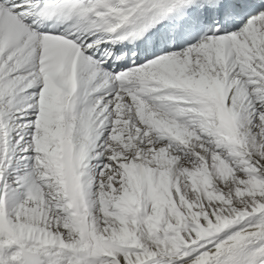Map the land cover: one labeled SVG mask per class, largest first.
Segmentation results:
<instances>
[{
	"label": "snow or ice",
	"instance_id": "1",
	"mask_svg": "<svg viewBox=\"0 0 264 264\" xmlns=\"http://www.w3.org/2000/svg\"><path fill=\"white\" fill-rule=\"evenodd\" d=\"M0 264H264V0H0Z\"/></svg>",
	"mask_w": 264,
	"mask_h": 264
}]
</instances>
